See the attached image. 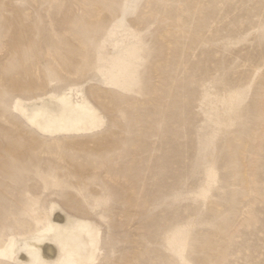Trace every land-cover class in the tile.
Masks as SVG:
<instances>
[{
    "label": "rangeland",
    "instance_id": "rangeland-1",
    "mask_svg": "<svg viewBox=\"0 0 264 264\" xmlns=\"http://www.w3.org/2000/svg\"><path fill=\"white\" fill-rule=\"evenodd\" d=\"M70 87L102 128L14 110ZM32 198L101 225L95 264H264V0H0V239Z\"/></svg>",
    "mask_w": 264,
    "mask_h": 264
},
{
    "label": "bare ground",
    "instance_id": "bare-ground-1",
    "mask_svg": "<svg viewBox=\"0 0 264 264\" xmlns=\"http://www.w3.org/2000/svg\"><path fill=\"white\" fill-rule=\"evenodd\" d=\"M120 76L113 75L112 82H118ZM13 107L31 128L53 139L93 133L106 123L103 112L93 101L71 87L52 94L17 98ZM28 213L30 222L26 231L0 239L1 260L30 264L29 256L38 253L46 264H95L98 261L103 232L92 217L57 201L42 208L38 198L31 199Z\"/></svg>",
    "mask_w": 264,
    "mask_h": 264
},
{
    "label": "clouds",
    "instance_id": "clouds-1",
    "mask_svg": "<svg viewBox=\"0 0 264 264\" xmlns=\"http://www.w3.org/2000/svg\"><path fill=\"white\" fill-rule=\"evenodd\" d=\"M37 242H39V238L37 237ZM30 264H46L45 259L39 255L38 253L35 255H30Z\"/></svg>",
    "mask_w": 264,
    "mask_h": 264
}]
</instances>
